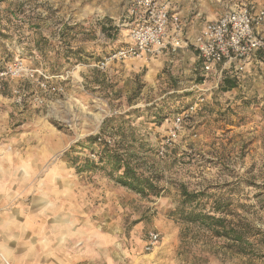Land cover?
<instances>
[{
	"label": "rangeland",
	"instance_id": "obj_1",
	"mask_svg": "<svg viewBox=\"0 0 264 264\" xmlns=\"http://www.w3.org/2000/svg\"><path fill=\"white\" fill-rule=\"evenodd\" d=\"M135 1L0 0V220L19 213V223H0L9 241L0 248L14 264H35L38 253L65 256L66 264H264V61L227 76L236 81L228 91L202 73L190 44L101 68L130 43ZM162 2L191 40L235 5L264 6ZM192 107L177 129L178 115ZM159 114L167 116L162 124ZM109 118H120L114 125L127 137L104 138L134 146L135 165L157 180L160 197L143 198L105 171L78 174L63 158ZM89 152L77 155L97 161ZM184 190L203 193L194 210L212 213L219 202L233 214L218 216L260 229L250 239L255 253L239 254L228 239L172 216L192 210ZM151 232L161 241L149 252Z\"/></svg>",
	"mask_w": 264,
	"mask_h": 264
},
{
	"label": "built area",
	"instance_id": "obj_2",
	"mask_svg": "<svg viewBox=\"0 0 264 264\" xmlns=\"http://www.w3.org/2000/svg\"><path fill=\"white\" fill-rule=\"evenodd\" d=\"M130 15L135 19L130 43L99 63L101 68L114 61L160 58L166 51L176 53L189 44L201 62L202 73L218 81L227 76L237 78L254 62L264 61V34L258 32L264 24V6L257 10L246 6L231 8L218 19L206 22L192 40L184 37L185 25L179 13L160 0H136ZM194 111L192 107L178 115L176 128L180 129ZM160 241L159 233H149L146 250L153 251Z\"/></svg>",
	"mask_w": 264,
	"mask_h": 264
},
{
	"label": "trees",
	"instance_id": "obj_3",
	"mask_svg": "<svg viewBox=\"0 0 264 264\" xmlns=\"http://www.w3.org/2000/svg\"><path fill=\"white\" fill-rule=\"evenodd\" d=\"M113 30L118 32L117 28ZM103 31L107 29L103 28ZM47 43V41H45ZM125 44L118 49L111 51L107 57L103 58L99 63H103L116 53L118 50L126 48ZM41 45L36 44V48L40 49ZM79 52V51H78ZM199 67L201 62L198 61ZM222 87L224 90H232L236 87V81L230 77L223 80ZM167 118V116L157 115L156 120L159 124ZM120 118H109L103 123L100 134L90 136L84 141L76 143L70 151L64 154V159L77 171L78 174L94 172L96 170L105 171L109 178L117 184L125 187L143 198L160 197L162 189H160L157 180L142 174L138 166L135 165L137 155L134 146L116 147L112 146L104 138L106 135L110 137L123 136L127 137L126 131L121 126L115 127L114 123ZM126 122V121H124ZM127 123V122H126ZM98 158L97 161L89 157H80L78 153L88 152ZM204 196L203 193H188L184 190L183 197L185 203L192 208L191 211L185 212L181 208L172 214L187 223L197 224L200 227L206 228L212 232L216 237H223L232 243L233 249L239 254H251L254 244L250 241L251 238L263 234L260 229L253 227L250 223L243 224V222H235L228 220L223 216L217 214H225L228 206L221 205L219 202L215 204L212 213H203L202 211L194 210V204ZM232 215L233 213H226ZM239 223V224H238ZM241 223V224H240Z\"/></svg>",
	"mask_w": 264,
	"mask_h": 264
},
{
	"label": "crops",
	"instance_id": "obj_4",
	"mask_svg": "<svg viewBox=\"0 0 264 264\" xmlns=\"http://www.w3.org/2000/svg\"><path fill=\"white\" fill-rule=\"evenodd\" d=\"M160 1H163V0H160ZM237 7H240L239 5H235L233 8H237ZM178 13V12H177ZM264 31V27L261 26L258 28V32L259 33H262ZM196 53V52H195ZM196 59L198 60V56L196 54ZM199 61V60H198ZM15 219H5V220H0V223H19V213L14 217ZM8 229L7 227H4L3 229L0 228V245L2 244H6L8 241ZM67 239L64 238L62 241L65 242ZM2 254L6 255L8 259H10L11 261V264H14L12 262V259H11V252L7 251L6 248L5 250L3 251V249L0 248V264H5V262L2 260ZM43 258V259H47V258H52L54 259L53 261L51 260V264H56L58 262V264H66V257L64 256V259H62V261L60 262L61 260V256L59 257H56V256H52L51 254H44V253H38V257H37V261H40V259ZM49 260V261H50ZM36 261V262H37ZM35 262V264H36ZM29 264H34L32 262L29 261Z\"/></svg>",
	"mask_w": 264,
	"mask_h": 264
}]
</instances>
